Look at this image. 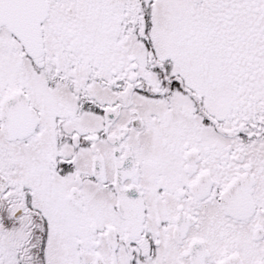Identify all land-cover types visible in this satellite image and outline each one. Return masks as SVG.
<instances>
[{
  "label": "snow or ice",
  "instance_id": "1",
  "mask_svg": "<svg viewBox=\"0 0 264 264\" xmlns=\"http://www.w3.org/2000/svg\"><path fill=\"white\" fill-rule=\"evenodd\" d=\"M0 264H264V0H0Z\"/></svg>",
  "mask_w": 264,
  "mask_h": 264
}]
</instances>
